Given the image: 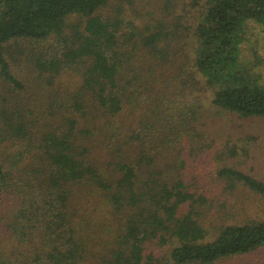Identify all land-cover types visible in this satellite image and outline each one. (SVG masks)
<instances>
[{
    "label": "trees",
    "instance_id": "1",
    "mask_svg": "<svg viewBox=\"0 0 264 264\" xmlns=\"http://www.w3.org/2000/svg\"><path fill=\"white\" fill-rule=\"evenodd\" d=\"M120 1L0 0V264H217L264 248V215L217 224L235 188L264 200V181L229 164L250 137L220 145L207 118H264L244 50L264 0H192L195 21L185 0Z\"/></svg>",
    "mask_w": 264,
    "mask_h": 264
},
{
    "label": "rangeland",
    "instance_id": "2",
    "mask_svg": "<svg viewBox=\"0 0 264 264\" xmlns=\"http://www.w3.org/2000/svg\"><path fill=\"white\" fill-rule=\"evenodd\" d=\"M191 1L192 0L184 1L185 3L189 2L186 9H184L183 3L181 2L182 14L188 15L191 19L196 17L200 18L196 9L189 6ZM201 1L205 3L208 0ZM119 3H121L120 0H112V5L114 7ZM126 9L128 10L127 5ZM109 12L108 8L106 14H109ZM142 19L143 17L138 21V24L141 23ZM193 21H195V19H193ZM248 38L249 41L244 47L245 57L254 65L255 70L258 71L264 81V28L250 24L248 26ZM255 63H257L258 66H255ZM15 67L17 71L21 69V67ZM29 73L32 74V78L36 77L33 70ZM73 81V79L65 81L64 85L66 87H72L74 85ZM4 87L3 81L0 80V92L2 89L4 90ZM207 96V102L210 108L209 104L212 98L210 91L207 93ZM210 113L213 116L207 117L210 125L209 130L213 133L214 137L216 136L220 145H224L229 140L242 144L245 138L250 137L251 157L247 159L242 156L241 158L231 159L229 160V164L264 181V118L239 119L226 112L211 111ZM233 194H235L233 199L229 197L228 201H230V204H235V207L230 214H227L232 215L233 218L220 220L217 224L221 225L222 223H232V221H245L250 218L258 219L264 215L263 199L245 190L242 186L235 188ZM217 264H264V248L251 254L221 260Z\"/></svg>",
    "mask_w": 264,
    "mask_h": 264
}]
</instances>
